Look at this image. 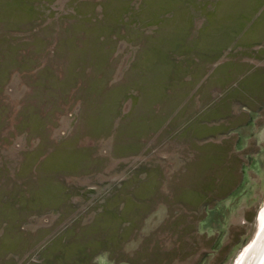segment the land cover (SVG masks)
<instances>
[{
	"label": "rangeland",
	"instance_id": "374dc122",
	"mask_svg": "<svg viewBox=\"0 0 264 264\" xmlns=\"http://www.w3.org/2000/svg\"><path fill=\"white\" fill-rule=\"evenodd\" d=\"M258 180L264 0H0V264H236Z\"/></svg>",
	"mask_w": 264,
	"mask_h": 264
},
{
	"label": "flooded vegetation",
	"instance_id": "af4514ba",
	"mask_svg": "<svg viewBox=\"0 0 264 264\" xmlns=\"http://www.w3.org/2000/svg\"><path fill=\"white\" fill-rule=\"evenodd\" d=\"M246 156H247V154H246ZM248 171H246V172H244L242 169H241V175L242 176H244L245 177V179H246V177H247V173ZM246 181H248V180H246ZM246 184V183H245ZM244 184V185H245ZM254 184H256V185H258L259 187H261L262 188V186H263V184H264V180H258V181H255L254 182ZM240 185H242V183L240 184ZM243 188H244V186H243ZM243 190V189H242ZM257 198L258 197H256V198H254V200H253V202H255V201H257ZM264 197H261L260 198V203H262L264 200ZM257 207H260L259 205L258 206H256V208ZM255 208V209H256ZM257 210V209H256ZM255 213H256V211L254 212V217H255ZM264 217V212H263V214L260 216V225H259V228L260 229H258V233H257V235H256V237H255V239H254V241H252V243L247 247V248H245L244 250H243V252L241 253V255L238 257V259H237V261H236V264H244L243 262L245 261L244 259H245V257H244V255H246L245 253L247 252L248 253V251L250 250V248L252 247V246H254V244H255V242L258 240V238H259V236H260V234H261V229H262V225H261V219ZM244 235H245V233H242V234H240V236H239V238L240 239H242V238H244ZM242 241H243V239H242ZM239 242V241H238ZM239 244H241V241H240V243ZM239 244H237V242L236 243H234L233 245H231L230 246V248H229V250H230V253L232 252V251H234L235 249H237V248H239ZM215 245H216V243H215ZM216 247V246H215ZM218 247V246H217ZM241 247H242V245H241ZM240 247V248H241ZM239 248V249H240ZM238 249V250H239ZM219 250V249H218ZM229 253V254H230ZM202 258L205 256V253H203L202 252ZM229 256V255H228ZM204 259V258H203ZM203 259L201 260V262L203 261ZM221 259H222V257H221ZM244 260V261H243ZM227 261V257L226 258H224L223 260H221V262H219L220 264H223V263H225ZM201 262H199V264L201 263Z\"/></svg>",
	"mask_w": 264,
	"mask_h": 264
},
{
	"label": "bare ground",
	"instance_id": "6f19581e",
	"mask_svg": "<svg viewBox=\"0 0 264 264\" xmlns=\"http://www.w3.org/2000/svg\"><path fill=\"white\" fill-rule=\"evenodd\" d=\"M262 219L261 234L254 246L250 248L248 253H245L244 264H264V217Z\"/></svg>",
	"mask_w": 264,
	"mask_h": 264
},
{
	"label": "trees",
	"instance_id": "16d2710c",
	"mask_svg": "<svg viewBox=\"0 0 264 264\" xmlns=\"http://www.w3.org/2000/svg\"><path fill=\"white\" fill-rule=\"evenodd\" d=\"M179 188H181V189H184L183 187H179ZM176 201V200H175ZM175 203H177V201L175 202ZM122 204H125V203H122ZM178 204V203H177ZM115 209H116V207H115ZM115 212H116V210H115ZM117 213V212H116ZM116 215H118V216H120V214L118 213V214H115V216ZM119 218V217H118ZM117 218V219H118ZM107 238V237H106ZM109 239V238H108ZM111 239V238H110ZM102 242V244L105 242V243H107V240H105V241H101ZM107 245H110V244H107ZM107 245H106V247H107ZM109 248V247H108ZM166 254H168V253H166ZM141 257H143L142 256V254H141ZM124 261L127 263V264H132L131 262H129L127 259L125 260L124 259ZM135 264H137V262L135 263Z\"/></svg>",
	"mask_w": 264,
	"mask_h": 264
}]
</instances>
